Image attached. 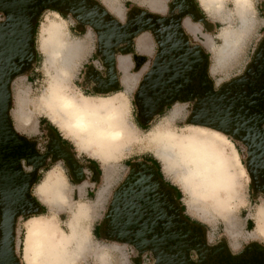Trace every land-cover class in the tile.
<instances>
[{
	"label": "rangeland",
	"instance_id": "1",
	"mask_svg": "<svg viewBox=\"0 0 264 264\" xmlns=\"http://www.w3.org/2000/svg\"><path fill=\"white\" fill-rule=\"evenodd\" d=\"M8 1L0 0V27H5L0 63L7 60L9 67L5 71L14 74L8 87L9 120L14 130L34 143L37 153L44 156L52 142L59 139L51 129L49 112L39 102L50 81L44 47L49 39L59 36L62 27L70 38L68 43L76 41L79 51L77 56L74 53L75 64L65 90L79 96L84 93L83 79L101 63L105 44L101 31L96 30L100 29L99 22H94L92 15L87 18L96 28L78 19L79 15L74 14L77 8H65V12L45 9L36 21L32 52L29 29L24 22H14L16 13L6 7ZM73 1L77 4L82 0ZM90 1L123 26L133 20L141 24L149 21L138 35L147 33L155 39L154 61L143 66L139 86L126 97L122 95L123 102L115 105L121 119L124 114L125 122L118 127L124 133L123 139L117 140L120 150L112 154L109 162L80 151L72 137L53 124L59 136L70 144L67 148L81 166L82 173L78 175L83 178H73L67 161H53V155L39 168L33 194L43 211L34 216L51 220L40 235L41 242L55 239L54 230L58 235H69L73 212L82 205L86 214L78 220L80 231L89 237L93 249L110 257V264H163L165 254L172 256L170 250L176 247L179 253L182 249L178 247L185 245L189 247L187 259L193 264H202L204 247L219 251L230 259L229 264L240 259L247 264H264V1L252 0L255 24L237 53L221 67H216L215 55L209 48L212 43L216 48L222 45L219 33L229 25L219 15H209L198 0H189L194 11L186 8L188 0H158L160 11L149 7L154 0ZM232 3L233 0L226 1L229 13H234ZM111 5L122 9V18L111 10ZM189 23L192 27H188ZM238 26L233 16L232 27ZM243 79L245 87H232ZM179 93L183 98L174 99ZM19 106L31 114L28 122L17 115ZM207 109L224 113L235 126L228 127L230 123L224 120H220L222 131L204 125L209 118ZM217 116L221 117L214 115L215 121ZM169 147L174 148L176 159L166 168L158 152ZM203 154L205 159L207 155L213 157L209 169L205 159L196 158ZM21 163L25 186L35 169L25 160ZM50 171L62 180L65 199L53 209L36 193ZM81 185L94 192L84 196L76 189ZM32 218L19 217L15 226V256L22 264L33 263L27 240ZM99 226L101 237L96 235ZM76 264L99 262L86 252L76 259ZM169 264L184 263L178 259Z\"/></svg>",
	"mask_w": 264,
	"mask_h": 264
},
{
	"label": "bare ground",
	"instance_id": "2",
	"mask_svg": "<svg viewBox=\"0 0 264 264\" xmlns=\"http://www.w3.org/2000/svg\"><path fill=\"white\" fill-rule=\"evenodd\" d=\"M200 1L201 3H199L209 15H219V19L229 25L219 33L218 37L222 41V45L216 48L212 43L209 48L215 55L216 67H221L237 53L255 24L252 0H233L234 13L226 11L227 0ZM233 16L239 21V26L236 29L232 27ZM58 25H62V23L58 21ZM62 28L59 36L53 37L51 41L49 39L44 47L50 81L47 82L49 83L48 88L39 102L49 112L50 121L70 138L72 137L80 151L86 150L101 162L107 163L112 154L121 148H118L117 140L123 139L124 130L118 127L122 126L125 121L124 114L123 119H121L122 114L118 112L115 105L122 101L124 94L123 96L120 93H115L109 96L94 97L80 93L77 96L65 90L75 64L74 53L77 56L79 50L76 41L68 43L70 38L66 29ZM24 103L27 101L25 100ZM124 110H127V104H125ZM122 111L123 109H120V112ZM17 115L24 116V121L28 122L31 114L26 111L25 107L19 106ZM174 116H176V111ZM111 142L116 143L112 145ZM194 148L196 147L194 146ZM169 149L170 151H168ZM173 151L174 148L169 147L158 152V156L167 165L166 168L172 161L175 162L176 158H174ZM196 158L197 160H204L205 155H197ZM212 158L207 155V159H205L207 169L212 164ZM191 173L198 177L197 172L191 171ZM54 175L53 171L47 172L46 177L36 189L41 200L52 209L55 208L56 204L65 202L62 180L55 178ZM183 185L185 186L183 187L185 193L190 196L187 186L184 183ZM84 214H86V209L81 205L77 212H73L70 223L71 233L65 236L58 235L54 230L55 239L43 240V247L40 235L44 234L43 230L45 227H49L51 220L49 217L45 221H42L40 217L32 218L30 235L27 238L31 243V251L34 256L32 264H76V259L84 257L86 252L92 253L99 264H110V257L96 248L93 249L89 237L80 231L78 220ZM257 227H260L259 223ZM57 232L60 233V230Z\"/></svg>",
	"mask_w": 264,
	"mask_h": 264
},
{
	"label": "water",
	"instance_id": "3",
	"mask_svg": "<svg viewBox=\"0 0 264 264\" xmlns=\"http://www.w3.org/2000/svg\"><path fill=\"white\" fill-rule=\"evenodd\" d=\"M12 2H15V4H11ZM17 3L22 6L17 7ZM5 5L6 7H11L12 12L16 13L14 14V22H24L27 25V29H29L30 33L29 45H31L32 47V52L35 35L34 23H36L38 17L45 9H54L60 12H65V8H77L76 12L74 10L72 11H74L75 15H79V20L90 23L94 26V28L96 27L93 21L96 23L99 22L98 25L100 29L96 28V30H98L99 32L101 31L100 36L104 41L105 45L103 47L105 50H109L110 48L118 46L122 43L132 41L139 34V32L142 29H146V26L149 24V21L141 24L140 22H135L133 20L126 26H123L115 19H113L106 10L99 6V4H93L91 3V1L89 2V0H82L77 4H75V1L73 0H9ZM13 7L15 8V11H13ZM89 14L92 15L93 21L88 20L87 15ZM83 16H85L86 18H82ZM11 22H13L12 19ZM153 24L157 25V21L154 20ZM17 26L19 25L17 24ZM4 28L0 27V44L2 43L1 38L2 36H4L2 34V29ZM148 29L151 30L152 27H149ZM105 39L108 40L105 41ZM8 67L9 64L7 60L6 63H0V264H4V262L7 260H15L14 237L17 218L40 214V210L38 209L39 207L30 193L31 185H28V182L29 180H32L31 182L36 181L37 172L39 168L44 166L45 161L47 160L49 155H53V161H56L58 159H64L65 161H67V164L74 178L77 179L78 172L81 171L82 173L81 166L79 165L77 160H75L73 154L63 146V143L60 141V139L56 138L49 147V152L42 156L37 153L34 143H31L25 137L20 136L13 129V127H11L8 115L10 105V94L8 91V87L14 74L8 75V73H6L5 70L6 68L8 69ZM2 80H5L4 84L2 83ZM245 86L246 82L243 79L240 82L233 84L232 87L240 90ZM173 98L177 99L183 97L182 94L179 93L178 95L173 96ZM218 114H220L221 117L219 118L217 116V121H215L214 115ZM225 116L226 115L224 113H217L216 111H210V109H207V117L209 118H207V124L204 125L222 131V129L224 130V128L221 125L220 120H224L225 122L228 121L230 123L227 124L228 127L233 124L227 118V116L226 118ZM232 126L234 127L235 125ZM22 160H25L27 164L33 166L35 169L33 174H31L32 179H26L27 183L25 186L23 185L25 181H23L22 179L24 172L21 163ZM24 189L25 193H27L32 202H29L25 205H17L18 203L14 200L12 201L11 198L14 194L15 196L19 195L18 190H23L24 192ZM180 248L182 249V253L180 251ZM176 249L177 247L170 250L173 253L172 256L163 254V264H169L170 261H177L178 259L184 264H193L187 259L186 256V254L189 252V247H187L186 245L184 247H178L180 251L179 253L176 251ZM202 249L203 250L200 249L202 264H210L209 261L213 262L214 264L230 263V259H227L225 256L219 254V251L211 252L206 247ZM213 259H215L216 262L212 261ZM240 260L241 261H238L236 264H247V261L243 259Z\"/></svg>",
	"mask_w": 264,
	"mask_h": 264
},
{
	"label": "crops",
	"instance_id": "4",
	"mask_svg": "<svg viewBox=\"0 0 264 264\" xmlns=\"http://www.w3.org/2000/svg\"><path fill=\"white\" fill-rule=\"evenodd\" d=\"M198 2L201 3L200 0ZM160 5L158 0H154L149 7L160 11L162 9ZM262 5H264V2ZM202 8L206 11L203 6ZM111 10L118 17H123V11L119 7L111 5ZM188 27H192V25L189 23ZM145 34H140L134 40L122 43L109 50L104 49L101 53L102 61L100 65H94L92 67L93 72H89L86 75V79H83L84 81L81 85L82 91L98 96H107L111 93L119 92L121 95L124 94V97L129 92L134 91L143 79V66L148 67L154 61L155 39L151 35ZM80 187L76 189L79 193H83L84 196H88L94 192L92 189L83 187V185ZM96 235L101 237L98 235V232H96Z\"/></svg>",
	"mask_w": 264,
	"mask_h": 264
},
{
	"label": "flooded vegetation",
	"instance_id": "5",
	"mask_svg": "<svg viewBox=\"0 0 264 264\" xmlns=\"http://www.w3.org/2000/svg\"><path fill=\"white\" fill-rule=\"evenodd\" d=\"M186 8L188 9V10H190V11H194V6L192 5V3H190V1L188 0V4L186 5ZM36 24H37V22L36 23H34V32H35V27H36ZM34 40H35V35H34ZM10 123H11V121H10ZM11 127H13V125L11 124ZM14 129V128H13ZM63 146L66 148V149H68L67 148V146H65L64 144H63ZM81 172V171H80ZM31 173V172H30ZM33 174V173H32ZM29 175H31V174H29ZM78 176V179L79 178H83V176H80V175H77ZM72 177H73V175H72ZM74 178V177H73ZM29 179V178H28ZM32 179V178H31ZM32 181V180H31ZM30 180H29V182H28V185H31V189H30V193H31V195H32V197H33V199L35 200V202L37 203V205H38V209L40 210V212L41 211H43V208H42V205L39 203V201L37 200V198H36V196L33 194V187L34 186H36V181H34V182H31ZM18 192H19V195L18 196H15V194L13 195V197L11 198L12 199V201L14 200L15 202H17L18 204L17 205H21V204H23V205H25V204H28L29 202L31 203L32 201H31V199L28 197V195H27V193H25V191L23 192V190H18ZM23 192V193H22ZM15 196V197H14ZM5 201V200H4ZM34 208H35V206H34ZM33 216V215H32ZM25 216H23L22 218H24ZM17 220H18V218H17ZM17 220H16V223H17ZM16 226V225H15ZM97 232H98V235L99 236H101L102 235V227H100L99 226V228H97ZM4 264H21L20 263V260L19 259H17V257L15 256V260L14 261H5L4 262Z\"/></svg>",
	"mask_w": 264,
	"mask_h": 264
},
{
	"label": "trees",
	"instance_id": "6",
	"mask_svg": "<svg viewBox=\"0 0 264 264\" xmlns=\"http://www.w3.org/2000/svg\"><path fill=\"white\" fill-rule=\"evenodd\" d=\"M37 29H38V24H36V27H35V34H36V31H37ZM87 96H89V94H87ZM51 125V129L54 131V133L59 137V139H60V141L65 145V146H67V147H70L69 145V143L66 141V140H63L60 136H59V132H58V130H57V128H55V126H53V124H50ZM235 143V142H234ZM46 168H48V167H46ZM157 170H158V173H159V175L161 176V172H160V169L157 167ZM162 177V176H161ZM36 184H37V182H36ZM177 191V190H176ZM177 194L178 195H180V193L179 192H177ZM32 217H35L34 215L33 216H29V217H24V219L23 220H28L29 218H32ZM21 249H22V246H21ZM22 264V263H21Z\"/></svg>",
	"mask_w": 264,
	"mask_h": 264
}]
</instances>
